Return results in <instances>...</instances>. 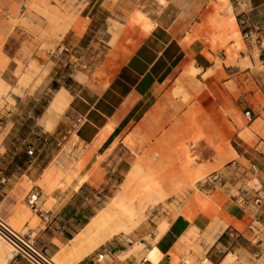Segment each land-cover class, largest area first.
Returning a JSON list of instances; mask_svg holds the SVG:
<instances>
[{
    "label": "crops",
    "instance_id": "1",
    "mask_svg": "<svg viewBox=\"0 0 264 264\" xmlns=\"http://www.w3.org/2000/svg\"><path fill=\"white\" fill-rule=\"evenodd\" d=\"M83 2L67 38L82 41L94 27V37L103 32L111 40L109 20L122 28L102 61L81 73L84 81L75 76L70 86L58 89L64 88L70 101L54 139L74 120H84L76 131L75 156L63 162L66 172L52 166L53 161L38 171L34 162L24 173L4 179L0 215L14 229L32 231L39 249L68 263L180 264L188 254L194 256L191 245L197 233H208L213 240L201 246L210 260L230 246L252 263V252H264V205L241 206L230 190L245 185L252 164L264 182V38L262 45L244 40L240 24L244 18L264 23V0ZM195 115L208 122L214 141L226 143L223 150L209 147L204 155L207 169L225 165L215 171L225 184H201L178 216L162 224L154 241L147 239L155 236L153 231L140 232L137 254L124 255L129 253L126 243L117 239L81 257L69 254L101 214L96 216L85 201L124 181L133 150H140L144 141L179 133L180 125ZM34 193L37 210L28 202ZM228 229L241 238L230 242ZM7 264L29 262L12 256Z\"/></svg>",
    "mask_w": 264,
    "mask_h": 264
},
{
    "label": "rangeland",
    "instance_id": "2",
    "mask_svg": "<svg viewBox=\"0 0 264 264\" xmlns=\"http://www.w3.org/2000/svg\"><path fill=\"white\" fill-rule=\"evenodd\" d=\"M2 4L4 10L0 13V190L4 187V179L24 173L34 162L39 165L36 166L38 171L48 167L53 161L52 166L56 165L66 172L63 162L73 158L75 152L68 146L61 150L54 139L64 114L49 127L43 120L53 99L64 88L58 89L70 86V80L75 76H78L79 81H84L85 77L81 73L87 74L94 64L102 61L106 48L113 44L117 32L122 28L118 23L109 20L108 34H112L111 40L108 39L107 33L103 32L94 37L93 27L91 36L74 42L73 38H67L66 34L80 18L85 7L83 0H2ZM101 22L102 20L99 21ZM207 127L208 122L195 115L189 122L184 121V125H180L179 133H164L153 143L150 140L144 141L140 150H133L134 159L131 160L132 167L128 173L138 160L145 158L148 163L146 173L158 174L157 180L163 175L164 190L170 195L166 201L146 207L127 223L126 231L109 240H123L129 252L124 255L137 254L142 249L139 237L142 231H153L155 236L147 239L154 241L162 224L165 221L171 223L181 212L183 205L194 194L199 193L201 184H204L212 173L225 167H205L204 155L209 147L221 151L226 144L222 139L214 141V134L210 133ZM72 142L76 143L75 137ZM202 142L204 146L200 145ZM233 159L238 157L234 156ZM241 162L249 166L245 160L241 159ZM196 170H199L200 175ZM124 181L115 186L110 185L97 196H91L85 201L90 208H94L92 210L96 216L100 213L99 216H102L114 207V198ZM141 181L142 179H139L138 183ZM235 193L236 189H232L231 198ZM221 227L224 229L226 226L222 223ZM165 231L166 229H161V233ZM98 240L99 236L93 235L79 251L72 252L71 248L69 254L72 252L71 254H79L81 257L109 242L100 244ZM212 242L208 233H197L191 245L194 256L188 254L184 260L197 263L206 259L208 251L201 246ZM0 248L10 251L13 256L11 248L2 240ZM234 257L235 254L227 256V252L215 253L211 261L215 264H229ZM54 260L58 264H75L60 258ZM241 261L250 264L245 260Z\"/></svg>",
    "mask_w": 264,
    "mask_h": 264
},
{
    "label": "built area",
    "instance_id": "3",
    "mask_svg": "<svg viewBox=\"0 0 264 264\" xmlns=\"http://www.w3.org/2000/svg\"><path fill=\"white\" fill-rule=\"evenodd\" d=\"M4 10V6L2 4V0H0V13ZM240 24L243 27L242 37L244 40L253 42L256 45H262L264 38V23H253L248 19H241ZM262 54L264 56V48L262 50ZM246 116L250 117L251 112L247 111ZM84 122L83 118H78L74 120L70 127H68L65 131L59 134V136L55 139L57 147L64 150L65 147L74 148L75 143L72 142V139L76 138L77 128ZM46 141L48 138L45 139ZM252 173V176L247 179V183L239 189H236V193L232 195V199L238 202L241 206H248L253 204L256 207H261L264 205V182L259 177L260 169L256 164H252L249 168ZM205 184L211 185H224V180L222 175L219 172L212 173L209 178L206 179ZM232 191V190H230ZM29 205L33 210L39 209L38 206V194L34 193L30 196ZM228 237L229 241H238L241 236L234 230L228 229ZM0 238L6 244L11 246L13 250L14 257L24 258L29 262V264H57L53 261L51 256L44 250L38 248L36 244L35 234L30 231H18L14 229L7 219L0 215ZM227 256L233 255L230 246L226 250ZM264 252L260 249H256L251 253V262L250 264H264ZM104 259V254L98 255V260L101 261ZM208 257L206 259L192 263L190 261L183 260L180 264H215L208 261ZM219 264H222L220 262ZM229 264H244L239 256L235 254L234 260Z\"/></svg>",
    "mask_w": 264,
    "mask_h": 264
},
{
    "label": "bare ground",
    "instance_id": "4",
    "mask_svg": "<svg viewBox=\"0 0 264 264\" xmlns=\"http://www.w3.org/2000/svg\"><path fill=\"white\" fill-rule=\"evenodd\" d=\"M69 101L70 97L66 90L58 93L57 97L51 103L50 108L43 120L47 127L58 121L59 117L66 110ZM147 164L148 163L145 158L138 160L134 168H132V171L127 177L117 197L114 199V207L104 213L102 216H99L93 220L90 226L86 229V232L82 234L72 246V252H76V250L79 251L84 243L87 242L93 235L99 236L98 243L105 244L108 240L112 239L118 234H121L123 231H126L127 223L132 221L133 218L145 210L146 207L156 206L166 201L170 194L164 190V176L161 174L162 177L159 178L160 180H157L158 174L156 175V173H152L151 171V173H146L145 170L148 167ZM185 169L188 170L186 167ZM196 172L199 174V170H196ZM139 179H142L140 183H138ZM9 247L11 248V246ZM11 253H13L12 248ZM11 256L12 255L10 254V251L3 249L1 250L0 248V264H7L12 258ZM51 258L54 262H56L54 260L55 257ZM207 260L210 261L209 259Z\"/></svg>",
    "mask_w": 264,
    "mask_h": 264
}]
</instances>
